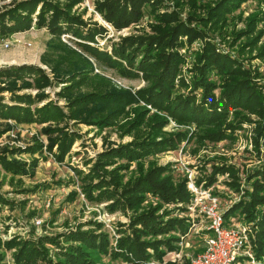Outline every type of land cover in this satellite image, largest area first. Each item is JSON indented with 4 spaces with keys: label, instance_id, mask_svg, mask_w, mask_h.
I'll list each match as a JSON object with an SVG mask.
<instances>
[{
    "label": "rangeland",
    "instance_id": "374dc122",
    "mask_svg": "<svg viewBox=\"0 0 264 264\" xmlns=\"http://www.w3.org/2000/svg\"><path fill=\"white\" fill-rule=\"evenodd\" d=\"M19 1L24 0H0V7ZM124 1L127 0H37L28 29L0 35V103H12L8 91L12 90L17 94L40 95V101L31 107L51 101L63 113L59 120L44 123L16 122L0 116V264H14V248L7 249L4 242L14 239L37 245L35 242L43 237L53 238L57 244L47 240L39 243L44 260L33 259L29 264H57L61 261V248L76 244L65 242L64 236L76 229L107 236L104 253L87 250L93 263L120 264L119 259L112 258V252L117 250L115 243L120 231H128L131 211L117 209L109 212L108 202H89L81 191L76 171L84 174L104 150L139 138L186 134L185 140L174 148L141 159L143 168L166 167L165 172L172 177L173 183L186 179V190L188 176L192 175L197 192L205 191L215 197L220 210L224 211L223 216L241 199H248L246 191H252L254 178L249 174L258 165H264V136L258 135L261 120L257 114L249 109L230 110L222 125L234 132L215 141L206 136L207 132L216 130L214 125L179 123L163 110L141 100L128 105L108 124L88 122L86 113L91 105L72 112L73 108H69L67 102L69 99L99 88L127 90L135 94L150 87L153 76L137 68L121 72L109 66L105 59L79 49L78 44L83 39L69 31L51 35L45 25L37 27L35 22L44 3L69 7V13L82 22L83 35L94 31L87 44L109 54L124 38L153 35V26L162 25L157 19L159 15H173L175 18L169 22L172 26L174 22H182L198 36L190 39L181 34L177 37L173 51L182 62L171 95L172 98L193 96L198 103L203 89L194 86L192 80L196 75L197 57L204 52L206 44L241 64L264 96V56L258 53L264 46V0H225L231 5H226V10L216 8L222 0H154L152 5L150 1L142 4L140 15L134 22L117 29L105 17L113 6H122ZM50 13L48 10L45 15ZM27 65L33 69L31 74L17 69ZM7 67L14 69L8 72ZM206 79L215 85L211 94L219 98L226 83L223 76L213 69ZM65 93L67 96H63ZM98 115L94 114L95 117ZM158 120L166 122L161 127V122L150 126ZM227 124L239 126L233 129ZM63 132H69L73 140L58 159L57 145ZM135 162L129 164L127 172L121 171L122 182L136 176ZM114 166L115 163L106 165L104 169L110 170ZM224 166L232 171L219 170ZM188 193V202L162 203L157 211L164 220H182L186 225L185 232L174 229L168 234L147 237L151 240L179 238L178 242H173L176 248L170 251L161 248L165 252L164 263L189 264L190 258L203 248L206 225L197 213V203L192 201L194 193ZM159 201L157 196L147 193L140 211L157 205ZM262 214L259 207L250 218L241 211L224 217L228 228H246L251 248L242 255L240 264H264V255H256ZM177 252L182 255L181 259L172 260V255Z\"/></svg>",
    "mask_w": 264,
    "mask_h": 264
},
{
    "label": "trees",
    "instance_id": "16d2710c",
    "mask_svg": "<svg viewBox=\"0 0 264 264\" xmlns=\"http://www.w3.org/2000/svg\"><path fill=\"white\" fill-rule=\"evenodd\" d=\"M149 1V4L152 5L154 0H127L122 6L109 2L118 7L113 6L105 19L117 29L126 27L140 15L142 4ZM36 2L37 0H24L15 2L11 6L0 7V35L28 29L31 22L30 15L34 11ZM226 2L225 0L220 1L216 8L226 10L227 6H231ZM48 10L51 13L46 16L45 13ZM174 18L173 15L167 13L159 15L157 19L162 25L153 26L155 31L153 35L124 38L111 49L109 54L87 44L89 40H92L94 31L83 35L84 33L80 29L81 20L69 13V7L61 8L55 4L44 3L37 13L35 24L37 27L45 25L48 33L55 36L69 31L72 35L83 39L82 43L78 44L79 49L92 54L94 57L105 59L106 62H109V66L116 67L121 72H131L137 68L139 71H148V74L153 76L152 85L135 94L127 90L110 91L99 88L69 99L67 102L70 104L69 108H73L72 112L80 110L87 104L91 105L86 113L89 118L88 122L108 124L119 116L128 105L141 100L158 110H163L179 123L187 122L200 126L214 125L216 130L206 133L207 138L212 141L227 138L231 132H234V130H228L222 125V121L230 110L235 108L249 109L260 117L258 135L264 136V96L262 92L251 81L249 72L244 70L241 64L230 59L226 54L216 52L208 44L205 45L204 52L197 57L196 75L193 76L192 80L194 86L203 89L200 102H195L193 96L182 97L177 95L172 98L174 80L182 62V58L173 51V48L177 46V37L181 34L189 36L190 39L198 36L182 22H174L172 26V23L169 22ZM258 53L264 56V46ZM201 62L203 63L200 64ZM31 68L30 65H27L17 69L25 72L24 74H31L33 71ZM13 69L7 67L6 71L11 72ZM213 69L221 74L226 82L223 84L219 98H215L211 94L215 85L206 79V76ZM8 91L12 103H0V116L2 118L10 117L16 122L44 123L59 120L63 116L60 107L55 102L49 101L31 107L32 104L40 101V95L30 96L23 93L17 94L12 90ZM67 94L65 93L63 96H67ZM94 114L100 115L95 117ZM159 122H161V127L166 120L155 121L150 126ZM237 126L239 125L227 124V127L233 129ZM60 136L61 139L57 145L58 159L67 151L73 140L69 132H63ZM184 136L186 137V134L176 133L167 138H158L157 136L155 138H139L114 148L110 147L98 155L87 172L83 174L76 171L81 191L89 202H108L106 207L109 212L117 209L131 211L128 231H120L121 234L115 243L117 250L112 252V258L119 259L120 264H174L162 261L165 254L162 249L165 248L170 251L176 248L177 246L173 245V242H178L179 238H154L151 240L147 237L168 234L174 229L182 233L185 232L186 225L182 220L175 218L164 220L161 215L157 214V211L162 203L188 202L189 193L186 190V179L179 181V183H173L172 177L165 172L166 167L150 166L144 170L141 159L154 152L174 148L177 143L185 140L183 139ZM131 162L136 163L137 174L122 182L121 171L127 172ZM113 163L116 166L112 169H104L106 165ZM219 170L232 171L230 167L225 166L220 167ZM233 176L235 177V175ZM106 177L108 180L105 179ZM249 177L254 178V181L252 191L245 192L248 199H241L238 204L225 213L224 217L227 218L229 215H234L236 211H241L250 218L256 208L261 207L263 214L260 220L256 248V255L261 256L264 255V165L260 164L255 167ZM92 181L94 182L92 183ZM147 193L157 196L160 201L157 205L140 211ZM46 240L51 244L57 242L50 237H43V239L38 240L35 242L37 245L30 241L11 239L4 242V246L7 249L14 248L12 253L14 264H29L33 259L44 260V251L41 250L39 243L43 244ZM64 241L76 242V244H68L61 248L62 250L59 251L61 261H57V264H95L87 250L104 253L108 244L107 236L103 233L78 229L65 235ZM1 260L0 255V262Z\"/></svg>",
    "mask_w": 264,
    "mask_h": 264
},
{
    "label": "built area",
    "instance_id": "2783aa9c",
    "mask_svg": "<svg viewBox=\"0 0 264 264\" xmlns=\"http://www.w3.org/2000/svg\"><path fill=\"white\" fill-rule=\"evenodd\" d=\"M187 190L193 192V202L197 203L199 215L206 225L203 248L189 260V264H240V258L251 245L246 228H228L224 222V211L220 210L215 197L205 191L197 192L192 175L187 179ZM173 259H181L177 252Z\"/></svg>",
    "mask_w": 264,
    "mask_h": 264
}]
</instances>
